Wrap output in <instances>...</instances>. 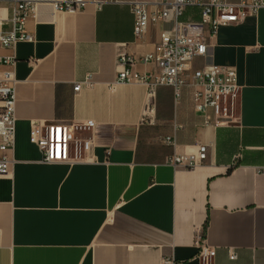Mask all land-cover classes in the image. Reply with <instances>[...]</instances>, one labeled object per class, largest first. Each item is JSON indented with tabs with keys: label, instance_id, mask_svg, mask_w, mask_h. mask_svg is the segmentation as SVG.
<instances>
[{
	"label": "crops",
	"instance_id": "0c3cea01",
	"mask_svg": "<svg viewBox=\"0 0 264 264\" xmlns=\"http://www.w3.org/2000/svg\"><path fill=\"white\" fill-rule=\"evenodd\" d=\"M34 1L23 22L33 42L0 47L15 63L0 76H14L17 100L12 172L0 177V264H205L199 238L215 249L211 264H264V8L219 29L211 61L236 69L241 96L235 123L216 127L188 92L177 102L170 88L153 95L117 81L119 55L141 60L168 27L136 36L132 4L162 0H95L77 13ZM17 6L0 0L2 32L14 31ZM37 121L93 124L74 132L92 160L42 163L30 141ZM166 137L181 154L207 146V160L166 165Z\"/></svg>",
	"mask_w": 264,
	"mask_h": 264
},
{
	"label": "built area",
	"instance_id": "2783aa9c",
	"mask_svg": "<svg viewBox=\"0 0 264 264\" xmlns=\"http://www.w3.org/2000/svg\"><path fill=\"white\" fill-rule=\"evenodd\" d=\"M11 1V0H2ZM15 29L13 32L0 30V47L10 48L21 42H33V37L23 27L24 20L33 12L38 3L34 0H15ZM95 0H44L56 10L82 12ZM135 17L134 33L143 36L151 24L168 25L160 34V40L153 53L141 60L122 53L119 61L124 69L119 72L117 81L125 84L139 82L155 95L159 88L173 90L175 101L179 102L186 90L196 114L203 116L205 125L227 127L235 123L239 107L241 87L238 75L231 66L214 64L211 49L218 37L219 29L225 25L240 24L248 17L255 16L264 8V0H241L237 4L227 0H162L153 4L135 2L132 4ZM152 8V9H151ZM140 62L151 66L144 74L134 72L133 67ZM9 58L0 59V65L12 66ZM83 85H91L87 78L75 85L79 92ZM15 79L11 73L0 76V177L9 176L13 161L9 153L16 140ZM147 117L146 113L145 116ZM145 122L143 118V123ZM91 123H32L30 141L41 152L42 163H86L90 162V143L75 137L74 132L89 129ZM181 125L176 130H183ZM164 143L173 149L165 164L174 169H195L204 164L208 147L198 145L188 153H178V144L173 137H166ZM201 244V256L205 264H211L215 249ZM235 258V256H232ZM164 264H174L165 260Z\"/></svg>",
	"mask_w": 264,
	"mask_h": 264
},
{
	"label": "rangeland",
	"instance_id": "374dc122",
	"mask_svg": "<svg viewBox=\"0 0 264 264\" xmlns=\"http://www.w3.org/2000/svg\"><path fill=\"white\" fill-rule=\"evenodd\" d=\"M184 93H187V91L185 90Z\"/></svg>",
	"mask_w": 264,
	"mask_h": 264
}]
</instances>
